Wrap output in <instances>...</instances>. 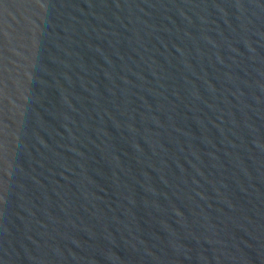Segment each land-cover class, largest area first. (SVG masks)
<instances>
[{
	"label": "water",
	"instance_id": "obj_1",
	"mask_svg": "<svg viewBox=\"0 0 264 264\" xmlns=\"http://www.w3.org/2000/svg\"><path fill=\"white\" fill-rule=\"evenodd\" d=\"M0 264H264V0H0Z\"/></svg>",
	"mask_w": 264,
	"mask_h": 264
}]
</instances>
